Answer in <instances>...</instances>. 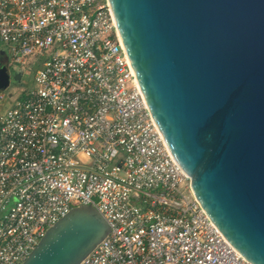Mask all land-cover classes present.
<instances>
[{
	"label": "built area",
	"instance_id": "2783aa9c",
	"mask_svg": "<svg viewBox=\"0 0 264 264\" xmlns=\"http://www.w3.org/2000/svg\"><path fill=\"white\" fill-rule=\"evenodd\" d=\"M1 52L42 63L32 87L0 91V264L81 204L111 232L80 264H251L170 153L109 0H0Z\"/></svg>",
	"mask_w": 264,
	"mask_h": 264
},
{
	"label": "water",
	"instance_id": "95a60500",
	"mask_svg": "<svg viewBox=\"0 0 264 264\" xmlns=\"http://www.w3.org/2000/svg\"><path fill=\"white\" fill-rule=\"evenodd\" d=\"M109 2L194 197L248 262L264 264V0ZM9 83L0 70V90ZM110 232L91 204L78 205L22 264H80Z\"/></svg>",
	"mask_w": 264,
	"mask_h": 264
},
{
	"label": "rangeland",
	"instance_id": "374dc122",
	"mask_svg": "<svg viewBox=\"0 0 264 264\" xmlns=\"http://www.w3.org/2000/svg\"><path fill=\"white\" fill-rule=\"evenodd\" d=\"M1 59H3V57L0 55V60ZM41 63H42V61L34 63L31 70H29V69L21 70L19 65H14L11 69L8 66V68L11 71H13L14 75L12 76V80L10 81L11 84H10L9 88H7L6 90H0V91L2 93H12L14 91V89L16 91H19L20 88L23 86L32 87L34 85L35 72H36V70H38L41 67ZM16 74H22L21 81H17L16 79H14V76ZM1 92H0V94H1Z\"/></svg>",
	"mask_w": 264,
	"mask_h": 264
},
{
	"label": "flooded vegetation",
	"instance_id": "af4514ba",
	"mask_svg": "<svg viewBox=\"0 0 264 264\" xmlns=\"http://www.w3.org/2000/svg\"><path fill=\"white\" fill-rule=\"evenodd\" d=\"M1 55V54H0ZM3 57V59L0 60V70L2 69H6L10 75V81L12 80V76L14 75L13 74V71H11L8 66H9V59H8V56L6 54H2L1 55Z\"/></svg>",
	"mask_w": 264,
	"mask_h": 264
}]
</instances>
